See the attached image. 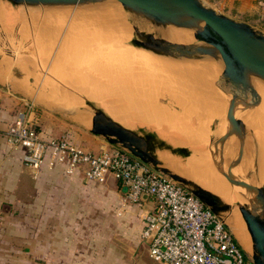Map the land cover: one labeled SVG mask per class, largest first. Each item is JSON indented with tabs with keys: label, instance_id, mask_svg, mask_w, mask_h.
Segmentation results:
<instances>
[{
	"label": "rangeland",
	"instance_id": "374dc122",
	"mask_svg": "<svg viewBox=\"0 0 264 264\" xmlns=\"http://www.w3.org/2000/svg\"><path fill=\"white\" fill-rule=\"evenodd\" d=\"M203 2L209 6L208 1L203 0ZM0 3L3 5V7L6 6L4 9L10 15H13V14L17 15L19 13L23 15L21 16V19L19 20V22L15 20H13L12 22L0 16V19L4 20V22L2 23V26H5L3 28L0 25V33H2L0 34V65L2 67V68L0 67V76H3L4 78H6L5 76H9L12 79L9 81V83H0V87L5 89L7 92L11 93L12 97H14V99L18 101V106L20 108L19 111L23 108V103L25 101L27 102V100H33V102L36 104L34 105L37 107V111L39 114H51L54 116L67 118L68 120H73V118L79 117V115H85L86 117L90 118V121H91L92 116H93V111L101 110L108 117H110L112 120H114L118 124L124 126L127 129L134 130L139 133L149 134L157 142L165 144L166 147H168L170 150L188 149V147L190 146L189 143L187 145L180 144L178 143L180 141H176L175 138L167 137L165 133L163 132V130H161V128L157 127L158 129H156V127L143 122L144 117H146L144 116L145 115L144 113L149 114L148 113L149 111H147L149 107L151 108L150 110L154 109L155 111H158V112L153 111L157 114H159V112L165 114L166 117H169L168 122L171 123V125L176 127L178 130H180L181 128V116H180L181 96L178 93H173V95L156 94V93L150 92L149 91L150 87L148 89L147 88L148 86H145L146 89L143 87H141V89H138L140 87L139 85H137L138 88H136V86H133V84L136 85L137 82H139L138 77H139V73H141L140 74V76H142L141 78L145 77V79H147L146 81L148 80L152 81V83H148L150 86L157 85L156 87L159 86V88L165 87L166 85H164L161 82L160 76L162 75L167 76L168 74H170L171 76L172 75L171 73L173 71V68H175V65L184 67L183 60L187 56H176L175 54H164L162 52H155L151 49L144 48L140 44L135 43V40L138 39V37L136 36L133 28H131V31H130V30H127L125 27L119 26L117 27L116 30H113V33H111V34H114L112 35L113 36L112 38H104V41H105L104 43L101 42L100 38H102L103 35L109 36L110 34L100 35L101 33H104L105 31L104 30L96 31V29L90 28L92 29L91 31H95L96 34L97 32H100V34L98 33L99 35H95V36H99V37L101 36L100 38L98 37V40L93 38L94 41L92 43H95L97 41L95 43L96 45L95 44L93 45L94 46L93 49L99 50V52L105 53L106 55H110V59H113V57L115 58L117 57V60L120 62L122 61V63L125 64V66L130 64V66L132 67L133 73L137 72L138 77L137 75L132 74V73L131 75H133L134 79H136L137 77L138 80L137 79L133 80L135 81L134 83L133 81H128L127 84L125 82V85L121 84L122 81L119 82L117 80V83L119 82L118 86H117L116 81L114 84L113 82L114 79L113 80L110 79L111 81H107V82L105 81L104 83V80H106L104 74L107 75V73H104L105 71L102 69V67H97L98 70L101 68L103 73L101 70L98 71L96 68V70L98 71V73L96 74L97 76H95V74L93 76L99 77L98 75L101 74V78H102L104 75L103 77L104 80L102 79L103 81L102 80L100 81V79L98 78L97 83H96V78L94 77L95 78L94 79L92 77L93 72H91L90 69H87L84 65H81L78 62L79 61V44H78L79 41L80 43H82L81 45L82 47L84 45V43L81 42L82 40H79V30L84 29V28H79V24H78L79 10L93 7L96 5L113 4V5H118L119 7H121V9L129 15L136 17L135 14L125 10L123 6L115 0H102L101 2H98V3H93V4H89L85 6H76V7L47 6V5H37V6L15 5V4H12L4 0H0ZM210 7L214 8L216 11L224 15H227L228 17H231L234 20L245 22L249 24L251 27H253L255 30H258L264 33V0H246L243 3H241V1L239 0H232L230 1V4L224 8L219 6L218 4L215 6H210ZM15 9L17 12L15 11ZM23 9H25L26 11L28 10L27 11L28 14L26 13V11L24 12ZM41 10H43L44 13ZM45 12L49 14L48 15L49 17L47 16ZM50 13H51V16H50ZM55 16H58V17H55ZM59 16H62V17L59 18ZM27 21L29 24L27 23ZM72 21H75V22H72ZM56 23L57 24L59 23V24L57 25ZM33 24H36L35 27L31 26ZM56 25L58 27H55ZM20 26L22 29H25V30L21 31V35H18V33L20 32V29L16 30V28L17 27L19 28ZM42 28H46L45 29L47 32V34L45 32L46 35L52 34L53 37L52 36L50 37L49 35L47 37L41 36V33H43V30H44ZM7 29L10 31H8ZM12 29L13 30L15 29L16 31L15 30L11 31ZM168 31H172L171 33H180V29H177L173 26H170V25L169 26H157L152 23H148V26L144 30H142V32L144 33L152 34L155 37H158L162 40H166L169 43L188 46V43L184 40L183 42H180V43L173 42V40L168 36V33H169ZM11 32H13V34ZM105 33H109V32H105ZM36 34L37 36H35ZM81 35L83 36V34ZM122 37L123 39L125 37V39L123 40ZM108 39H113V40H108ZM72 43L74 46L71 48ZM195 43L197 42L195 41ZM6 44L7 46H5ZM14 44L16 45L18 44V46H15ZM101 44H103L105 47L102 48ZM116 44L119 45V47H117ZM1 46L3 47V49L1 48ZM22 46L24 49H20L22 48ZM86 46H85V49H86ZM127 47L129 48L127 49ZM16 48L18 49V51H16ZM106 48H110V49L107 50ZM116 48L118 52H116ZM119 48L120 50H118ZM26 49H27L26 52H28L27 54H25ZM124 49L126 51L128 50L126 56H125L126 52L124 54H121L125 51ZM12 50H15V51L13 52ZM3 51H5V53H3ZM41 51H43L44 55H41L43 54L41 53ZM119 51H120V55L117 54L119 53ZM135 51L137 53H135ZM37 52H38L39 57L37 55ZM59 52L61 53L60 55H59ZM132 53L133 55L130 57ZM139 53L141 56L139 55ZM123 55L126 57V60ZM143 56L145 57L144 59L142 58ZM122 57H124V59H122ZM133 57L135 60L133 59ZM39 58H41V60H39ZM4 60L5 62L6 61L7 62L5 63ZM138 60H141V62ZM2 62L7 64V66L2 65L1 64ZM103 63L105 65L107 64L106 61ZM131 63L133 64V66ZM219 63L221 64V69L217 75L215 82L216 84L221 85L223 83L220 81L222 71H223V65L221 62ZM79 65L80 67L82 66L81 70L78 69L80 68L78 67ZM111 66H112L111 63H109L108 64L109 68L107 66H106L107 69L105 68L106 71H108ZM84 67L86 68V71L88 70L92 74L91 75L87 74ZM137 67H138V70H137ZM82 68H84V71ZM112 70H114V68H112ZM112 70L109 71L111 76H115L116 74L119 73V72L118 73L113 72ZM3 73L7 75L4 76L2 75ZM80 73H85V74H80ZM83 75L85 76L90 75L92 81L90 80V78H87V77H86L87 79L83 78L82 77ZM143 75L145 76L143 77ZM146 75H148V77H146ZM149 75L152 77L151 79ZM27 76L29 77L27 78ZM108 77L107 79H109ZM120 77L118 76V79L123 80ZM141 80L142 79H140L139 83L143 84V81L144 83H146L144 79L143 81ZM256 82L264 85V82L259 79H257ZM184 84H185L186 89L190 91L191 81H189V79L188 80L186 79L184 81ZM160 85H162V87ZM114 86H115V89H114ZM135 88L136 90H139L140 92L138 91L136 92ZM142 88L146 90L143 94H142L143 92ZM147 91H149V93L146 94ZM119 96L121 98H119ZM107 99H108V102H107ZM113 99H115L117 102ZM228 99H229V96L225 94V99L223 103L224 104L223 112L220 116L214 118L211 122L210 126L212 130V135L215 133L216 128L219 122L222 120L224 114H227ZM133 105L135 109L133 108ZM138 105L139 107H137ZM51 106L56 107L58 109L56 108L50 109ZM258 106L253 109L246 110L244 112L249 113V114L251 112L254 113L258 109ZM59 109L67 110L72 115L69 116L65 113H61L58 111ZM142 109H144L143 113L141 112ZM248 111H251V112H248ZM138 112L142 114L140 113L138 114ZM203 113H204V109H203ZM137 114L138 116L141 115L140 118L142 120L140 118H139L140 120L137 119L138 118ZM178 116L180 117V119ZM241 118H242V115H241ZM135 121L136 122L138 121V122L136 123ZM139 121H142V122H139ZM243 121L247 129V134H249L247 135L244 153L247 148L251 150L250 154L252 155V159L250 160V173H252V175H255L256 173L260 172L261 161L264 158L262 157L264 156V152H263L264 146H262L264 145V131H262L264 130V127L263 126L260 127L257 125L255 126L253 125V123L249 124L248 120H243ZM84 130H89V129L79 124V133ZM256 132H258V134H256ZM260 132H262L261 133L262 135L260 134ZM101 138L103 141L105 140L103 137ZM230 139H235V138H230ZM165 141H168L169 145L171 146H169L168 143H166ZM237 141L238 140L235 139V142ZM239 150H240V143L238 141L232 151V155L230 157L231 159L230 160L228 159L229 164H231L233 158L239 153ZM159 152L160 151L157 150L158 155H159ZM178 155L179 157L182 156L181 158H186L189 156V153L187 152L184 154L180 152ZM259 155H261V158H262L261 161L259 160ZM242 158L248 162L247 156H244L242 154ZM262 164H264V160L262 161ZM259 185L264 188V184L261 185V183H259ZM117 191L120 194L121 189L118 188V186H117ZM131 206L134 207L135 205H131ZM135 207H137V209L134 210V208H132L130 210V214L126 213L127 215L125 214V215L119 216L120 214H118L119 213L118 211L121 210L120 209L121 205L118 202V200L115 202L114 206L111 204L108 205V204L102 203L101 211L99 210L100 213L98 215L97 214H93L92 216L86 215L83 219L87 220L88 218L93 223L95 222L100 223L101 226L104 224L106 226V229H101L98 235H97V232L95 231L93 234L94 236L92 238L90 236V238L85 239V241L92 243L93 247L96 248V246H98L99 244H101V246L104 245L107 239L108 241H111L112 239H114L115 244H116L114 262L116 261V264H129V263L130 264H160V263L154 262L149 257L148 247H146L147 244L146 242L141 241V235H140L141 223H142V219L144 220V214H145L146 208L144 206H140V207L135 206ZM69 221L79 222V215L70 216L67 222ZM111 224H113L114 228H112ZM69 234L71 235L74 233L69 232ZM247 256L251 258V255L247 254ZM67 264H74V263H67Z\"/></svg>",
	"mask_w": 264,
	"mask_h": 264
},
{
	"label": "water",
	"instance_id": "95a60500",
	"mask_svg": "<svg viewBox=\"0 0 264 264\" xmlns=\"http://www.w3.org/2000/svg\"><path fill=\"white\" fill-rule=\"evenodd\" d=\"M4 1L15 5L76 7L98 3L102 0ZM115 1L119 2L128 12L135 14L136 17L143 18L154 25H170L192 30L194 31V40L197 42L192 46L172 44L133 27L138 37L135 40L136 44L155 52L175 54L176 56L196 57L215 52L221 55L220 62L223 65V71L220 81L223 83L217 84V88L229 96V99L226 114L227 132L219 141L218 148L222 160L224 159V141L230 138L237 139L240 143V150L233 158L228 170L223 168L222 162L213 161V164L222 175L231 180L233 187L245 197L246 201L235 207L239 210L251 238L250 264H264V188L259 184L249 185L241 180L235 172L247 140V129L241 119V113L260 104L259 95L252 80L257 78L264 82V33L255 30L245 22L234 20L216 11L202 0ZM189 47L192 50H188ZM27 101L33 102V100ZM91 124L90 132L92 134L103 137L113 147L128 151L133 157L150 165L154 170L183 185L217 218L222 220L235 236L226 216L232 212L234 207L222 202L218 196L195 182L171 172L163 166L157 153L158 150L179 157L180 151L170 150L165 144L157 142L149 134L125 128L101 110L93 111ZM143 198H147V196L144 195Z\"/></svg>",
	"mask_w": 264,
	"mask_h": 264
},
{
	"label": "bare ground",
	"instance_id": "6f19581e",
	"mask_svg": "<svg viewBox=\"0 0 264 264\" xmlns=\"http://www.w3.org/2000/svg\"><path fill=\"white\" fill-rule=\"evenodd\" d=\"M5 7H3V5L0 3V16L5 18V19H8L12 22H13V20L19 22V20L21 19V16H23V15H21V13H19L17 15H14V14L10 15L4 9ZM6 9H8V8H6ZM19 9H21V8H19ZM23 10H24V12L26 11L25 9H23ZM15 11H16V9H15ZM27 11H26V13H27ZM41 11H43V10H41ZM32 12H34V11H32ZM43 13H44V11H43ZM35 14H36V12H35ZM48 15L49 14H47V16ZM41 16H43V15H41ZM50 16H51V13H50ZM55 17H58V16H55ZM60 17H62V16H59V18ZM39 18H41V17H39ZM78 21L77 22L79 24V28H84L83 30L82 29L79 30V40H82L81 42L84 43V45H83L84 48L81 46L82 43H80V41H79V43H78L79 44V61L78 62H79V64L84 65L87 69H90L91 72H93V74L88 70H87L88 71L87 72L86 68L84 67L86 73L90 74V75L92 74V77L94 78L95 76H97L96 74L98 73V71L101 70V68L98 70L97 67H102V69L105 71L104 73H107V75L104 74L106 80H104V78H103L104 75L101 78V74H100L101 72H100L99 73L100 75H98L99 77H95L96 83H97L98 78L100 79V81L103 79L104 83H105V81L106 82L111 81L110 79H112V80L114 79V81H113L114 84H115V81L117 83V80L119 82L122 81L121 84H124V85H125V82L127 84L128 81L136 80L138 77V75H137L138 73L137 72L133 73L132 67L130 66V64L125 66V64H123L122 61L120 62L117 60V57L116 58L113 57V59H110V55H106L105 53L99 52V50L93 49L94 48L93 45L97 42L96 41L95 43H92L94 41L93 38L98 40L99 36H95V35H99L100 32H97V34H96L95 31H91V30L96 29V31L104 30L105 32H109V33L104 32V33L100 34V35L110 34L109 35L110 37L105 36V35H103L102 38H100L101 36L99 37L101 42L104 43L105 42L104 38H112L113 37L112 35H114V34H111V33H113V30H116L117 27H119V26L125 27L127 30H130V31H131V28L136 27L137 29L142 31L148 26V23H150V22L146 21L143 18L129 15V14L125 13L121 9V7H119L118 5H113V4L96 5L93 7H89L86 9L79 10V20ZM3 22H4V20L0 19V25H1V27L4 28L5 26H2ZM72 22H75V21H72ZM27 23H28V21H27ZM35 25L36 24H33L31 26L35 27ZM43 25H44V23H43ZM57 25L55 27H58ZM173 27H175V26H173ZM71 28H73V27H71ZM90 28H92V29H90ZM175 28L180 29V33H171L172 31H168L169 32L168 36L173 40V42L180 43V42H183V40H184L188 43V46H192L193 44H196L194 37H193L194 31L184 29V28H178V27H175ZM17 29L18 30L20 29V32L18 31L19 32L18 35H21L22 30H25V29H22L21 26L19 28L17 27L16 30ZM42 29H44V30H43V33H41V36L47 37L49 34L46 35L47 34V32L45 30L46 28H42ZM87 29H89V30H87ZM14 30L12 29L11 31H14ZM69 30H71V29H69ZM8 31H10V30H8ZM45 32H46V34H45ZM57 32H59V31H57ZM11 33L13 34V32H11ZM0 34H2V33H0ZM37 34L35 36H37ZM81 34H83V36ZM63 35H64V33H63ZM49 36L53 37L52 34ZM122 39H123V37H122ZM124 39H125V37H124ZM108 40H113V39H108ZM14 45L18 46V44L17 45L14 44ZM5 46H7V44ZM15 46H14V48H15ZM73 46L74 45L72 43L71 48ZM85 46H86V49H85ZM101 46H102V48L105 47L103 44H101ZM116 46L119 47V45H117V44H116ZM1 48L3 49L2 46H1ZM77 48H78V46H77ZM128 48L129 47H127V49ZM20 49H24L23 46ZM106 49L109 50L110 48H106ZM106 49H104V50H106ZM187 49L192 50L191 47H189ZM104 50H103V52H104ZM118 50H120V48ZM12 51L14 52L15 50H12ZM16 51H18L17 48H16ZM26 51H27V49L25 50V52ZM127 51L125 50L121 54H124L126 52L125 53V56H126ZM38 52H37V55H38ZM116 52H118L117 48H116ZM3 53H5V51H3ZM27 53L28 52H26L25 54H27ZM29 53H30V51H29ZM41 53H43V51H41ZM135 53H137V52L135 51ZM60 54L61 53L59 52V55ZM76 54H77V52H76ZM108 54H109V52H108ZM117 54L120 55V51ZM30 55H31V53H30ZM32 55H33V53H32ZM41 55H44V53ZM132 55H133V53L130 55V57ZM139 55H140V53H139ZM5 56H7V55H5ZM62 56H63V54H62ZM20 57H21V55H20ZM38 57H39V55H38ZM124 57H122V59H124ZM41 58H39V60H41ZM142 58L144 59L145 57L143 56ZM14 59H16V58H14ZM133 59H134V57H133ZM125 60H126V57H125ZM220 60H221V55L219 53H216V52L212 53V54L198 55L196 57L189 56L183 60L184 67L175 65V68H173V71L171 73L172 77L170 76V74H168L169 76L168 75L163 76L161 74L162 75V76H160L161 82L164 85H166L165 87H162V85H160L162 88H159V86L156 87L157 85L150 86L148 83H152V81L151 80L146 81L147 79H145V77H144L145 75H143L144 78H141L142 77V76H140L141 73H139V77H138L139 80L138 79L137 80L140 82V79H142L141 81H143V79H144L146 81V83H144V81H143V84L137 82V84L136 85L133 84V86H136V88H138L137 85H139L140 87L138 89H141V87L146 89L145 86H148L147 87L148 89L150 87L149 91L152 93H156V94L173 95V93H178L181 96V104H180L181 128L179 127L180 130H178L176 127L172 126L171 123L168 122L169 117H166L165 114L160 113V112H159V114L155 113L158 111H155L154 109L150 110L151 108L148 107L147 111H149L148 112L149 114H147V113H144L145 115L143 114L144 116H146L143 119L144 123H148L149 125L156 127V129L161 128V130H163V132L165 133V135L167 137L175 138L176 141H180V142H178L180 144H183V145L184 144L187 145L188 143L190 144V146L186 150L178 149V151H180L181 153H184V154L188 152L189 153L188 157L181 158L182 156L178 157V156H173L167 152H161V153L159 152V155H158L159 160L162 162L163 166L166 167L167 169H169L171 172L179 174L181 176H184L185 178L191 180L192 182H195L199 186L211 191L213 194L218 196L222 202L229 204V205L234 207L232 212L228 213L226 215L227 216V222H228L229 226L232 228V230H233L236 238L238 239L241 247L243 248V250L247 254L252 255V243H251L250 235L247 231L245 222H244L239 210L235 207L239 203H244L246 201V199L241 193H239L233 187L231 180L228 177L222 175L216 169V167L213 164V161L222 162L223 168L225 170H228L229 166H230L229 160L231 159L230 157L232 155V151L238 142V141L235 142V139H228L227 141H224V143H223L224 159L222 160L221 153H220V150L218 148V145H219L218 143L227 132L226 114H224L222 120L219 122V124L216 128V131L213 135H212V130H211V126H210L212 120L222 114L223 106H224L223 103H224V99H225V93H223L219 89H217V87H216L217 84L215 82L217 75L221 69V64L219 63ZM43 61H45V60H43ZM105 61L107 62L106 65L103 63ZM138 61L141 62V60H138ZM4 62H5V60H4ZM4 62H2L1 64L4 66H7V64H5L7 61L5 63ZM19 62H21V61H19ZM109 63H111L112 66L110 67V69L108 71H106V69H107L106 66L108 67ZM132 66H133V64H132ZM78 67H80V65ZM81 67L78 69L81 70ZM135 67H136V65H135ZM84 68H82L83 71H84ZM96 68L98 71L96 70ZM112 68H114V70H112ZM110 70H112L113 72H116V73L119 72L118 73L119 75L114 74L115 76H111L109 73ZM137 70H138V67H137ZM102 73H103V71H102ZM131 73L137 75L136 79H134V77H133V75H131ZM80 74H85V73H80ZM94 74H95V76H93ZM2 75H7V74L3 73ZM8 75H10V74H8ZM90 75H87V76L83 75L82 77L83 78H86V77L90 78V80L92 81ZM88 76H90V77H88ZM118 76L119 77L121 76L120 78H122L123 80L118 79ZM107 77L109 79H107ZM146 77H148V75H146ZM149 77H150V79L152 78L150 75H149ZM157 77H159V76H157ZM0 78H4V77L0 76ZM186 79L187 80L189 79V81H191L190 91L188 89H186V87H185L184 81ZM256 80H257V78H253L252 84L255 87V89L257 90V93L259 95L260 104L258 106V109L254 113L251 112L252 110L248 111V112H251L250 114L246 113V112L241 113V115H242L241 119L242 120H248L249 124L253 123V125H255V126L257 125L260 127L261 126L264 127V85L256 82ZM5 82H7V80ZM119 82L117 83V86L119 85ZM134 82L135 81H133V83ZM103 86H105V85H103ZM115 86H114V89H115ZM120 87H119V89H120ZM136 88H135V90H136ZM132 90H133V88H132ZM137 91L140 92L139 90H136V92ZM142 91H143L142 92V94H143L146 90L143 89ZM149 91H147L146 94L149 93ZM123 94H125V93H123ZM123 97H125V96H123ZM119 98H121V97L119 96ZM113 100H115V99H113ZM107 102H108V99H107ZM134 105H135V103H134ZM134 105H133V108H134ZM137 107H139V105ZM203 109H204V113H203ZM143 110L144 109H142V111H141L142 113L144 112ZM58 111L61 113H65L69 116L72 115L67 110L59 109ZM153 111H155V112H153ZM133 113H135V112H133ZM139 113L140 112H138V114ZM142 113H140V114H142ZM138 114H137V116H138ZM140 116H138V118H137L138 120L141 119ZM179 119H180V117H179ZM73 120L78 122L80 125L87 127L89 130L92 129V124H91L90 118L86 117L85 115H79V117H75V118H73ZM139 122H142V121H139ZM263 127H262V129H263ZM262 131H264V130H262ZM261 133L262 132H260V134ZM256 134H258V132H256ZM247 135H249V134H247ZM162 142H164V141H162ZM165 142L168 143V145H169L168 141H165ZM169 146H171V145H169ZM245 146H246V142H245L242 154L244 156H247L248 162L245 161L243 158H241V160L236 165L235 172L241 180L245 181L246 183H248L251 186L258 185L259 183H261V185H262V184H264V164H262V161L264 160V158L262 160L261 155H259V160L260 161L262 160L261 161V170L259 173L252 175L250 173V160L252 159V155L250 154L251 150H249L247 148L245 153H244ZM262 146H264V145H262ZM262 157H264V156H262Z\"/></svg>",
	"mask_w": 264,
	"mask_h": 264
},
{
	"label": "crops",
	"instance_id": "0c3cea01",
	"mask_svg": "<svg viewBox=\"0 0 264 264\" xmlns=\"http://www.w3.org/2000/svg\"><path fill=\"white\" fill-rule=\"evenodd\" d=\"M204 1H208L209 6L218 4L224 8L232 0ZM239 1L243 3L246 0ZM2 79L1 83L12 80L9 76ZM53 108L56 107H50ZM19 109L18 101L12 94L0 87L3 130L13 122ZM38 130L43 138L67 135L93 153L114 148L90 130L79 133L78 122L51 114H39ZM22 157L23 149L9 147L1 131L0 264H116L114 239H107L104 245L99 244L96 248L85 241L90 236L92 238L95 231L98 235L106 226L83 218L98 215L102 203L114 206L117 200L121 205L119 216L130 214L132 208L136 210L138 205L124 204L126 188L112 177L105 184L97 185L88 181L81 170L66 175L61 167L52 168L48 164L35 178L24 167ZM117 186L121 189L120 194ZM149 205L150 202L144 205L146 210ZM73 215H79V222H67ZM143 226L142 219L141 232Z\"/></svg>",
	"mask_w": 264,
	"mask_h": 264
},
{
	"label": "built area",
	"instance_id": "2783aa9c",
	"mask_svg": "<svg viewBox=\"0 0 264 264\" xmlns=\"http://www.w3.org/2000/svg\"><path fill=\"white\" fill-rule=\"evenodd\" d=\"M33 102L23 108L4 132L11 148L23 149V165L36 178L45 164L66 175L79 170L103 185L109 177L126 188L124 204L150 202L141 232L149 257L160 264H250V259L222 220L183 185L154 170L122 148L87 151L67 135L43 138ZM146 195L147 198H143Z\"/></svg>",
	"mask_w": 264,
	"mask_h": 264
},
{
	"label": "flooded vegetation",
	"instance_id": "af4514ba",
	"mask_svg": "<svg viewBox=\"0 0 264 264\" xmlns=\"http://www.w3.org/2000/svg\"><path fill=\"white\" fill-rule=\"evenodd\" d=\"M152 137V136H151Z\"/></svg>",
	"mask_w": 264,
	"mask_h": 264
}]
</instances>
